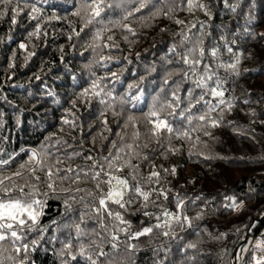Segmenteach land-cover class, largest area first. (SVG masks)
Here are the masks:
<instances>
[{
	"label": "trees",
	"instance_id": "16d2710c",
	"mask_svg": "<svg viewBox=\"0 0 264 264\" xmlns=\"http://www.w3.org/2000/svg\"><path fill=\"white\" fill-rule=\"evenodd\" d=\"M77 2L78 0H46L38 5L44 8L45 16L55 13L62 19L51 20L43 25V30L48 32L46 38L41 36L39 40L33 38L32 41H26L24 37L32 30L35 21L26 19L29 9L24 7V0H20L22 12L17 17L16 25L11 24L10 17L11 7L16 5L17 0H11V4L8 0H0V11L8 12L0 18V148L4 149L5 158L7 154L15 153L19 160L25 155L22 149H38L50 134L68 141V145L60 146L61 156L73 151L99 156L101 149L107 155L110 141L115 140L117 145L121 143L120 135L125 136L129 143L132 142L135 129L132 126L122 128L124 117L129 111H134L137 116L141 133L137 142L143 143L150 136L151 125L141 112L147 111L157 93L161 99L169 94L172 85L163 83L167 73H175L186 67L180 60L179 53L189 45L181 42L180 33L190 29L194 40L203 32L206 50L217 47L224 62L234 61L233 53L243 54L239 77L226 69L218 70V74L227 81L225 99L232 101L234 107L230 112L225 108L221 125L209 129L212 132L211 138L201 132L193 133L190 141L173 139L172 146L179 151L174 155L168 153L167 159L159 155L163 149L155 142H149L148 148L143 149L156 165L176 166L174 176L157 169L166 177L162 182L163 186L171 189L169 201L161 202L169 210H175L174 198L179 192L186 201L185 214L193 219V226L184 230L176 228L175 238L164 237L160 234L161 230L157 229L151 237L131 241L138 244L131 260L134 264H252L250 257L255 250L254 245L264 234V36L260 35L264 33V0H199V3L208 5L210 16L205 15L201 9L187 10L186 0H167V3L183 6L176 7L167 17L161 15L141 20L138 18L140 14H136V17L127 21L136 30L135 36L128 34V40L125 41L122 38L125 33L115 29L114 33L105 35L103 43L108 44L106 36L114 34L119 48L102 47L95 52L91 48L86 49L87 43H91L90 29H85L80 37L73 33V29L79 31L82 27L80 19L72 15ZM140 2L141 0H126L125 6L135 7ZM148 2L157 3V0ZM159 3L165 4V0H159ZM233 5H236L235 11ZM177 19L185 23L177 24ZM200 21L204 22L202 29ZM192 24H196V28H191ZM69 35H72L71 40L68 39ZM8 36L12 37L10 41ZM21 41L29 44V50H32L33 44L36 46V55L26 66V53L18 47ZM226 44L232 47L233 53L226 51ZM13 52L16 54L15 67L10 68ZM101 56H112L113 59L100 61ZM90 62L93 63L91 71L95 76H91L84 67ZM105 63L107 67L103 66ZM111 71L117 72L122 78L115 86L118 96L126 94L128 84L139 83L140 77H144L141 84L144 97L142 102H137V108L132 110L130 105H126L124 115L116 116L108 110L106 118L108 128L111 129L109 132L101 122L103 118L99 113L103 106L98 104L97 99L94 98L88 106L78 101L77 123L83 124V135L81 136L79 129L68 135L67 126H64L63 133L59 132L64 112L46 95L47 89L57 94L64 108H70L67 101L74 93L87 87L91 79L104 77ZM37 75L40 76L39 80L36 79ZM73 75L77 78L75 82L72 80ZM178 78L174 75L172 80ZM190 86L189 83L183 85L184 88ZM108 87L111 88L112 85L108 84ZM161 87L164 92H160ZM136 91L133 89V94ZM29 92L32 93L31 96H28ZM119 109L117 102V111ZM100 134L107 139L102 140ZM197 135L200 137L199 141L196 140ZM93 137L96 138L95 146ZM161 143L166 145L167 139H163ZM205 155L215 158L205 159ZM70 163L76 167L88 162L78 157ZM147 164V161L141 163L144 175L151 171L150 166H145ZM40 175L43 179V173ZM121 175H127V170ZM82 187L91 189L92 184H84ZM225 195H234L238 202L243 201L242 209H225ZM148 210L160 214L158 208L150 206ZM62 211L60 200L50 199L42 222L48 224L51 220L58 219ZM131 212L134 214L126 216L132 223L131 231L155 223L154 218L150 219L142 214L140 203H136ZM201 212L203 218L196 219ZM220 233H227V238L217 239ZM190 242H196L197 249H188L187 244ZM242 246L248 248L247 254L240 252ZM56 247H59L58 243ZM237 255L239 260L236 259ZM29 264H60V261L54 255L53 246L44 244L30 254Z\"/></svg>",
	"mask_w": 264,
	"mask_h": 264
},
{
	"label": "snow or ice",
	"instance_id": "6c2138e0",
	"mask_svg": "<svg viewBox=\"0 0 264 264\" xmlns=\"http://www.w3.org/2000/svg\"><path fill=\"white\" fill-rule=\"evenodd\" d=\"M45 2L46 0H36L30 3L24 0V7L29 9L26 19L35 21L24 40L32 41L33 38L39 40L41 36L46 38L48 32L43 30V25L51 20L62 19L55 13L45 16L44 8L38 6ZM8 3L11 4V0H8ZM125 3L126 0H78L72 15L80 19L82 27L79 31L73 29V33L80 37L85 29H90L91 43H87L86 49L91 48L94 52L102 47L118 49L119 45L114 34L106 36L108 44L103 43L107 33H114L115 29H120L125 33L122 38L127 41L128 34L136 35V30L127 23L130 18L136 17V14H140L138 18L141 20L154 19L161 15L167 17L176 10V7L183 6L167 3V0L165 4L159 3V0L151 4L148 0H141L135 7H126ZM19 4L20 0H17L16 5L11 7L12 25L17 24V17L22 12ZM186 4L189 11L201 9L205 15H211L208 5L199 3V0H186ZM232 8L235 11L236 5ZM249 13L251 14V8ZM7 14V11H0V18ZM175 23L185 22L177 19ZM199 23L202 29L204 22ZM191 28H196V24H192ZM180 35L181 42H187L189 45L179 53L180 60L186 67L175 73L169 71L163 82L164 85H172L169 94L161 99L160 94L157 93L147 111L141 112L151 125L150 136L143 143L137 142L141 136L137 116L134 111H129L124 117L122 128L132 126L135 129L132 142L129 143L125 136L118 134L121 143L117 145L115 140L110 141L107 155H104L105 150L101 149L99 156L85 155L83 151H73L61 156L60 146L68 145V141L56 134L46 137L45 142L38 149H22L25 155L19 160L16 159L15 153H9L5 158L4 149L0 148V264H29L30 254L35 253L44 244L53 246L54 255L59 258L60 264H134L131 257L138 249V244L131 241H139L141 237H151L157 229L161 230L162 236L175 238L176 228L181 230L192 228L193 219L185 214L186 201L179 192L174 198L175 210H169L161 202V200L169 201L171 189L163 186L162 182L166 177L157 169L174 176L177 172L176 166L156 165L143 149L148 148L149 142H155L163 149L159 155L167 159L168 153L174 155L179 151L172 146L173 139L190 141L193 133L201 132L211 138L212 132L209 129L221 125L225 108L230 112L234 107L232 101L225 99L227 81L218 74V70L223 68L239 77V65L242 63L243 54L235 55L232 47L226 44V51L233 53L234 61L224 62L217 47L213 46L206 50L203 32L194 40L192 39L194 34L190 29L188 32H181ZM260 35L264 36V33ZM11 39L12 37L8 36V40ZM68 39L71 40L72 35H69ZM18 47L26 53L24 56L26 66L27 62L36 55V46L33 44L32 50H29V44L21 41ZM15 55L13 52L10 68L15 67ZM112 59V56L100 57V61ZM103 66L107 67V63ZM84 67L89 70L91 76H95L91 71L92 62ZM174 75L179 78L172 80ZM36 79L39 80L40 76L37 75ZM76 79L73 75V82ZM121 80V76L115 71L107 73L104 77L91 79L87 87H83L69 98L67 102L71 105L70 108H64L57 94L47 89L46 95L51 97L52 103L62 108L64 112L60 120L59 132L63 133L64 126H67L68 135L79 129L82 136L83 124L77 123L78 101L88 106L94 98L103 106L99 115L103 118L101 122L105 130L110 132L106 118L107 111L111 110L113 116L124 115L126 105H130V108L135 110L137 102H142L144 97V89L141 87L144 77H140L139 83L128 84L126 94L118 96L115 86ZM185 83L191 86L184 88ZM108 84L112 87L109 88ZM133 89L137 90L136 94H133ZM160 92H164L163 87ZM31 95L32 93L29 92L28 96ZM117 102L120 105L119 111H117ZM213 113L218 114L212 115ZM17 123H20L19 116ZM100 135L102 140L107 139ZM165 138L166 145L161 143ZM196 140H200L199 135L196 136ZM95 144L96 138L93 137V145ZM205 147L208 145L205 144ZM78 157L88 163L73 167L70 161ZM204 158L215 157L205 155ZM144 161L148 162L145 166L151 167L147 175L141 170V163ZM125 170L127 175H121ZM40 173H43V179ZM88 183L92 184L91 189L82 187ZM50 199L60 200L63 211L58 219L44 224L42 218L46 215ZM197 199L201 198L197 197ZM224 201L223 207L230 211H237L243 207V201L238 202L234 195H225ZM136 203L141 204L142 214L150 219L154 218L155 223L131 231L132 223L126 219V216L134 214L131 209ZM150 206L160 209V214L149 211ZM202 218L203 213H198L196 219ZM50 231L51 235H49ZM221 237L227 238V233H220L216 238ZM197 247L196 242L187 244L188 249L195 250ZM254 249L250 257L252 264H264V255L259 254L264 253V239L257 240ZM240 252L247 254L248 248L242 246ZM239 258L237 255L236 259Z\"/></svg>",
	"mask_w": 264,
	"mask_h": 264
},
{
	"label": "rangeland",
	"instance_id": "374dc122",
	"mask_svg": "<svg viewBox=\"0 0 264 264\" xmlns=\"http://www.w3.org/2000/svg\"><path fill=\"white\" fill-rule=\"evenodd\" d=\"M262 239H264V234L261 236Z\"/></svg>",
	"mask_w": 264,
	"mask_h": 264
},
{
	"label": "water",
	"instance_id": "95a60500",
	"mask_svg": "<svg viewBox=\"0 0 264 264\" xmlns=\"http://www.w3.org/2000/svg\"><path fill=\"white\" fill-rule=\"evenodd\" d=\"M245 243H246V241L243 244H245ZM235 255H236V253H235Z\"/></svg>",
	"mask_w": 264,
	"mask_h": 264
}]
</instances>
